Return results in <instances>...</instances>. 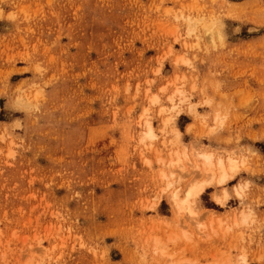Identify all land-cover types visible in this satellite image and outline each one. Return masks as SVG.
Instances as JSON below:
<instances>
[{"label":"rangeland","instance_id":"obj_1","mask_svg":"<svg viewBox=\"0 0 264 264\" xmlns=\"http://www.w3.org/2000/svg\"><path fill=\"white\" fill-rule=\"evenodd\" d=\"M0 264H264V0H0Z\"/></svg>","mask_w":264,"mask_h":264},{"label":"bare ground","instance_id":"obj_2","mask_svg":"<svg viewBox=\"0 0 264 264\" xmlns=\"http://www.w3.org/2000/svg\"><path fill=\"white\" fill-rule=\"evenodd\" d=\"M155 101L156 100H154L153 102H155ZM172 101L175 102V100H173V99H172ZM149 134L154 136V133L152 132L151 126H149ZM197 155L199 156V159H201L203 161V162H201L203 164L202 170L204 169L205 173L206 172H209V174L211 173L212 174L211 178L215 177V175L219 173V175H218V176H220V179L218 181L219 184H225L228 181H230L235 176V173L237 172V170L239 168L238 161L236 159H233L232 157H229L227 160L222 159V158L217 159L213 153H209V152H198ZM197 155H195V156H197ZM204 165H205V168H204ZM197 168H201V167L198 166ZM205 183H207V182H205ZM240 189L241 190L243 189L242 186H239L238 188H236V192L239 193ZM205 190H206V184L205 185L202 184V185L194 186L189 191L188 197H187L188 200L186 201L187 205L189 204V206H186L185 210H186V212L187 211L189 212L190 216L192 215L194 217L197 214V211L192 206H190L189 199L194 198L195 200H197L198 198H200V196L204 193ZM224 194L225 195L223 198L221 196L216 197V201L219 204L224 205L226 200L228 199V193L225 192ZM171 200H172V198H171ZM172 201H174L175 207L178 208L179 213L182 211L184 212V210H183L184 208H182V206L179 204V201H178V193L174 194ZM183 212H182V214H183ZM240 215L245 219V216H244L245 214L242 213ZM243 218L241 220L245 223ZM246 218H248V216Z\"/></svg>","mask_w":264,"mask_h":264}]
</instances>
